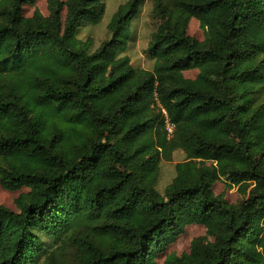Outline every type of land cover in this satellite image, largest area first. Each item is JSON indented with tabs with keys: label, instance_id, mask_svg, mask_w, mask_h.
I'll list each match as a JSON object with an SVG mask.
<instances>
[{
	"label": "trees",
	"instance_id": "trees-1",
	"mask_svg": "<svg viewBox=\"0 0 264 264\" xmlns=\"http://www.w3.org/2000/svg\"><path fill=\"white\" fill-rule=\"evenodd\" d=\"M36 2L0 0V185L29 189L20 213L0 205V264H157L190 225L213 241L163 264H264V0H155L152 71L126 55L144 0L118 7L95 51L78 35L105 0L25 17ZM219 178L248 197L215 195Z\"/></svg>",
	"mask_w": 264,
	"mask_h": 264
},
{
	"label": "rangeland",
	"instance_id": "rangeland-1",
	"mask_svg": "<svg viewBox=\"0 0 264 264\" xmlns=\"http://www.w3.org/2000/svg\"><path fill=\"white\" fill-rule=\"evenodd\" d=\"M66 2L67 0H62ZM129 0H105L106 13L100 24L96 26H88L79 30L78 38L84 42L92 41V51L98 49L104 42L111 38V32L108 29V24L112 15L117 11L118 7L125 4ZM51 0H37L35 5L26 6L24 8V16L31 17L35 10L40 11L44 17L50 15ZM155 0H144L139 17L132 24V40L126 55L131 60V65L140 70L152 71L155 64L158 62L149 58L147 51L152 40V34L161 25V21L155 17ZM67 10L63 12V20H65ZM187 32L189 36L195 38L200 43L206 42L205 30L200 23L192 19L188 24ZM199 74L198 70L186 71L183 76L187 79H195ZM185 154L178 150L174 153L172 161H162L161 175L157 184V190L164 194L166 187L171 184L175 178V166L177 163L184 162ZM194 165L200 168H209L214 172L217 171L216 164L207 161H195ZM214 193L222 197L228 203L236 205L248 197V194L243 195L238 191V188L231 185L225 178H219L214 184ZM29 189L23 188L18 192H8L0 185V205L10 209L15 213H20L21 208L19 200L23 195H27ZM196 239H204L207 242H212L213 238L207 234L204 227L198 225H190L182 231L174 244L165 249L157 259V264H163L165 258L170 254H176L182 257L188 254L191 250V245Z\"/></svg>",
	"mask_w": 264,
	"mask_h": 264
},
{
	"label": "built area",
	"instance_id": "built-area-1",
	"mask_svg": "<svg viewBox=\"0 0 264 264\" xmlns=\"http://www.w3.org/2000/svg\"><path fill=\"white\" fill-rule=\"evenodd\" d=\"M166 129L168 131L169 138L173 135L175 131V125L169 122L168 120L166 121Z\"/></svg>",
	"mask_w": 264,
	"mask_h": 264
}]
</instances>
